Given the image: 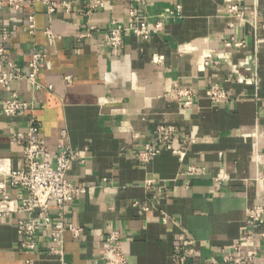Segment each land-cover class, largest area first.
Instances as JSON below:
<instances>
[{"label":"crops","instance_id":"crops-1","mask_svg":"<svg viewBox=\"0 0 264 264\" xmlns=\"http://www.w3.org/2000/svg\"><path fill=\"white\" fill-rule=\"evenodd\" d=\"M106 2L89 14L85 0H68L69 7L24 0L19 8L0 0L9 34L4 62L26 75L33 54L46 55L41 88L27 79L0 85V158L12 170L25 169L18 136L35 116L51 151L67 144L86 159L68 179L87 188L64 208V223L80 235L67 230L62 247L51 241V227L36 235L34 250L23 249L18 219L29 215L0 217V264H104L114 232L128 264H173L184 233L194 240L189 264H222L228 255L253 251L252 264H264V223L249 220L255 207L264 209V0ZM52 3L58 7L50 13ZM231 5L241 17L229 12ZM114 22L161 29L148 40L125 31L121 47L113 48L107 36ZM90 28L92 35L83 37ZM212 86L228 100L212 102ZM178 90L192 93L190 105ZM13 93L30 111L4 115L3 102ZM161 125L194 134L184 161L170 152L148 163L139 159ZM189 165L206 174L188 175ZM8 192L20 202L27 195ZM51 215L59 221L54 206ZM246 233L251 240H242Z\"/></svg>","mask_w":264,"mask_h":264},{"label":"built area","instance_id":"built-area-1","mask_svg":"<svg viewBox=\"0 0 264 264\" xmlns=\"http://www.w3.org/2000/svg\"><path fill=\"white\" fill-rule=\"evenodd\" d=\"M43 1L47 0H34ZM88 8V13H93L106 6V0H85ZM24 0H9V4L14 8H19ZM60 5L69 7L68 0H61ZM57 4H49V12H55ZM229 12L242 16V11L239 6L231 5ZM135 14L131 12V16ZM33 22V16L30 18ZM33 25V24H32ZM161 29V24H158L154 30L149 29L145 24L135 26L133 23L127 26L114 22V27L110 30L107 36L108 44L113 48H120L123 40V33L131 31L134 35L148 40L153 32ZM95 31V28H90L83 34V37H90ZM50 35V43L55 41V38ZM9 38L7 29L0 22V66L3 70L0 71V85L6 87L10 82L17 79H27L37 89L41 88L39 83V73L46 55L35 53L29 62V73L23 72L15 64H6L3 60L5 54V43ZM244 46V42H228L226 46ZM71 81V77L66 78ZM179 96L187 97L186 105L191 104L192 93L188 90H178ZM207 95L214 103H224L228 100V94L218 88L212 86ZM30 111V106L27 102L21 101L16 93L11 94L3 102V113L8 117H15L19 114ZM41 125L33 116L29 122L28 131L25 134H20L18 140L23 146V158L25 161V169L12 170L8 165V160L0 158V217L5 218L11 215H29L18 219V232L22 237L21 247L23 249L34 250L36 248V235L42 228H53L50 234V239L53 243L62 247L64 242V233L67 230L73 232L77 238L80 235V230L72 225H66L63 221L64 208L75 198L85 194L87 188L84 185H77L68 179V172L76 163L83 164L86 159L82 154L72 149L67 144H61L56 151H51L40 137ZM196 142L193 133L183 134L180 129L173 125H161L153 133V141L148 143L143 151L139 154V159L148 163L159 157L163 152H170L178 155L181 161H184L187 155L186 148ZM179 144V147L175 145ZM260 156V155H259ZM187 174L198 176L206 174L204 168L189 165ZM220 186V179H216ZM16 188L24 190L27 195L20 202L13 199L8 188ZM54 206L57 210L59 221L52 222L51 207ZM167 216H163V221L167 222ZM249 220L253 224L264 223V209L261 206L255 207L250 214ZM24 238V239H23ZM252 236L246 233L242 238L243 241L251 240ZM107 247L102 251L101 259L104 264H128L127 258L122 250V242L118 232L112 233L107 238ZM241 243H237L235 250H241ZM194 240L184 233L179 238V244L175 247L173 264H189V260L194 255ZM53 252L62 253V250L53 249ZM256 255V251L249 255L234 257L228 255L224 258L222 264H252Z\"/></svg>","mask_w":264,"mask_h":264}]
</instances>
